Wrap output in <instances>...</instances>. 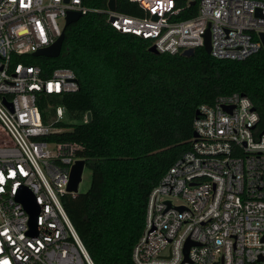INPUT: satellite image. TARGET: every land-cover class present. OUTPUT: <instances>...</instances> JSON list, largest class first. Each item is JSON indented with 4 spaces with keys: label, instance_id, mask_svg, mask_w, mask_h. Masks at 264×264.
Instances as JSON below:
<instances>
[{
    "label": "built area",
    "instance_id": "built-area-1",
    "mask_svg": "<svg viewBox=\"0 0 264 264\" xmlns=\"http://www.w3.org/2000/svg\"><path fill=\"white\" fill-rule=\"evenodd\" d=\"M131 1L142 14L83 0H0V264H95L63 202L78 191L67 185L72 165L84 158V143L59 138L68 129L60 99L78 90L77 75L67 66L44 75L41 64L26 61L56 40L69 10L104 12L117 30L148 39L159 52L203 45L207 28L214 57L244 59L262 47L264 0ZM195 3L194 14L179 17ZM198 110L190 147L148 192L132 264H264L258 112L240 91L220 93ZM26 189L38 204L34 225L18 196Z\"/></svg>",
    "mask_w": 264,
    "mask_h": 264
},
{
    "label": "trees",
    "instance_id": "trees-1",
    "mask_svg": "<svg viewBox=\"0 0 264 264\" xmlns=\"http://www.w3.org/2000/svg\"><path fill=\"white\" fill-rule=\"evenodd\" d=\"M106 8L107 0H83ZM118 11L142 14L131 0ZM197 3L179 17L196 12ZM57 56L27 54L43 74L72 68L79 88L61 96L74 119L59 138L84 143L91 171L85 190L63 202L95 264H132L131 249L142 231L151 186L190 147L193 120L202 103L240 91L258 112L264 131V48L244 59L217 58L204 46L191 55L148 50L150 41L121 32L104 12L90 11L69 23ZM90 111L91 118L86 120Z\"/></svg>",
    "mask_w": 264,
    "mask_h": 264
},
{
    "label": "water",
    "instance_id": "water-1",
    "mask_svg": "<svg viewBox=\"0 0 264 264\" xmlns=\"http://www.w3.org/2000/svg\"><path fill=\"white\" fill-rule=\"evenodd\" d=\"M190 2L194 3L195 0H191ZM107 6L110 9L115 10L116 9L115 0H107ZM81 15H82L81 12L78 10H69L66 14L64 28H63L62 32L60 33V35L56 38V40L50 45L37 48L36 50H34L32 52V54L35 56L45 55V56H52V57L59 55V53L61 51L62 42H63L64 36H65V32H64L65 27L69 23L78 19ZM113 19H114L113 17H110V21H112ZM259 37H260V40L262 42V47L264 48V32H262V31L259 32ZM203 46H204L206 52L210 53V32H209V28H207L204 32ZM148 50H150L154 53L159 52L153 44L149 45ZM193 52H194V48L189 47V48L184 49L181 53L183 55H191ZM198 112H199V110L196 111L197 114H198ZM90 118H91V113H90V111H87L86 120H90ZM193 134H196V132L193 131ZM84 164H85V159L84 158H78L74 162V164L72 165L71 172H70V178H69V182L67 185L68 189L78 190V182L81 178L82 169H83ZM18 196L24 202L25 206L27 207V209L30 213L31 224L34 225V222L36 219V213L38 210V204L35 201L33 193L29 189H26L23 192H20ZM167 201L169 202L168 199H167ZM190 242H191L190 240H188L186 242L185 252H186L188 244Z\"/></svg>",
    "mask_w": 264,
    "mask_h": 264
},
{
    "label": "rangeland",
    "instance_id": "rangeland-1",
    "mask_svg": "<svg viewBox=\"0 0 264 264\" xmlns=\"http://www.w3.org/2000/svg\"><path fill=\"white\" fill-rule=\"evenodd\" d=\"M62 120L66 123H70L74 121V119H72L67 113L64 114ZM90 178H91V171L89 167L86 164H84L81 178L78 182V191L85 190L88 187Z\"/></svg>",
    "mask_w": 264,
    "mask_h": 264
}]
</instances>
